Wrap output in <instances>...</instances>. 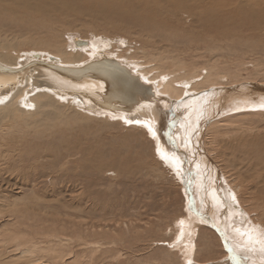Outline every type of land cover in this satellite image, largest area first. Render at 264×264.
<instances>
[{"label": "rangeland", "instance_id": "rangeland-1", "mask_svg": "<svg viewBox=\"0 0 264 264\" xmlns=\"http://www.w3.org/2000/svg\"><path fill=\"white\" fill-rule=\"evenodd\" d=\"M240 2L249 7L252 4L250 8L260 12L259 20L255 19L259 26L251 30L229 27L225 37L215 35L214 30L204 31L208 35L203 37L197 33L201 32L199 28L191 31L183 21L171 28L145 26L149 21L131 18V7V14L119 17L108 7L103 11L100 7L77 5L63 14L56 13L46 23L32 21L23 33L14 34L12 28H23L13 18L9 24L0 20V34L10 40L16 36L14 44L23 49L35 48L29 41L46 39L51 43L60 40L71 50H81L78 41L94 40L91 47L102 50L110 46L108 53L137 63L142 71L156 69L154 76L160 73L156 64L162 62L165 68L174 62L184 67L172 74L175 76L188 71L202 76L199 70L205 74V70L213 69L214 75L222 72L217 74L228 78L226 83L264 85V0ZM235 33L238 37L233 38ZM51 109L44 110L48 115L40 120L46 117V121L38 127L11 125V121L0 117V247L13 242L11 249H0V264H185L178 221L188 214V199L184 184L159 155L154 137L124 122L89 120L66 108ZM206 134L202 140L204 152L210 151L215 159V177L220 181L223 173L233 187L243 179V188L248 190H238L241 205L234 197L231 200L243 211L249 225L264 226V206L248 196L251 188V192L257 189L253 186L254 169L263 171L262 165L253 166V160L264 163V114H244L212 124ZM242 135L254 138L256 143L238 145L236 140ZM247 150H252L251 154ZM242 152L247 154L243 156ZM244 158L248 159L244 160L246 165L250 161V167L235 164ZM222 181L232 195L229 184ZM12 234L17 240L13 241ZM188 239L192 242V237ZM21 243L34 251V257L30 252L20 257ZM194 243L196 256L187 264L223 263L228 256L219 234L210 225L201 226ZM249 254L242 258L254 260ZM255 256L259 259L257 253Z\"/></svg>", "mask_w": 264, "mask_h": 264}, {"label": "bare ground", "instance_id": "bare-ground-1", "mask_svg": "<svg viewBox=\"0 0 264 264\" xmlns=\"http://www.w3.org/2000/svg\"><path fill=\"white\" fill-rule=\"evenodd\" d=\"M239 1L240 0H0V20H4L5 23L9 24L12 22L13 18L20 27L24 29L12 28L13 30L15 29L14 34H16V32L19 31V33L26 31L27 28L31 27L29 23L34 20H36L37 24L46 23L47 20H52L56 13L63 14L68 11L67 9L72 10L75 5L91 8L100 7L103 8V11L105 10L104 8L108 7L110 12L118 14L117 16L119 17H123L125 14H131V12L128 11V7H131L129 10L133 13L131 15H134L133 17L131 16V18L136 19V22L139 20L149 21L148 24H144L145 26L154 24L157 27L171 28V25L174 23L180 24L183 21L189 25L191 31H196L199 28L201 32H196L202 34L201 36L203 37L208 35V33L204 31L211 33L213 32L212 30L215 31V35L220 36L224 34L225 37L227 36L226 32L229 27L240 28V30H243L242 27H248L251 30L253 26H259V22L255 19L259 20L257 15L260 14V12L250 8L252 4H250L249 7L244 3H239ZM105 3H107V6ZM34 24L35 23H33V25ZM42 28L46 29V27ZM228 33H231V31ZM232 37H238V33H235ZM17 40L16 36L10 40L0 34V64L7 68L19 70V72L15 74H0L1 119H7L6 122L11 121V125L12 123H17L15 125H27L28 127L33 125L34 127H38L39 124L41 125L42 122L46 121V117L40 120L42 115L47 114L44 111L46 108H55V111L66 108L75 112L77 115L79 113L80 115L86 116L89 120L91 117L92 119H103V121L124 122L133 128H143L154 137L158 145L159 155L172 167L175 176L184 184V191L187 197L186 200L188 199L186 210L188 214L186 218L178 221L180 232L178 238L182 240V245H184V247H181V250L184 257L187 258L185 264L192 259V256H196L197 245L194 241L202 225H210L217 231L223 242L225 251L228 253L223 263L218 262L214 264H247V262L251 264L250 262L257 263L256 261H258V264H263V225H249V223L246 222L248 220L243 217V211L231 200L232 197H234L239 203L238 206L241 205L239 191L244 186L242 183L243 179L242 181L240 180L241 183L239 182L233 187L232 181H229L227 178L228 176L222 173L223 177H221L220 173V175L217 174L220 176L219 181L217 178L218 176L215 177V174L218 172L215 159L209 154L210 151L204 152L202 140H204V136L207 135L208 127L212 124L228 122L229 120L231 121L232 118L244 114L263 115L264 85L258 84L259 86L253 87L243 86L252 84L251 82L238 83L236 85L226 83V79L228 78H222L217 74L222 72L216 71L217 73L214 75L213 69L205 70V74H203V70H199L202 76H200V73L196 74L193 71H188L186 74H183V76L180 74L175 76L172 74H178L184 67L180 68L183 65H174V62L173 65L163 68V63L158 61L157 63L160 62V65L156 64L155 68L160 66V68H157V71L160 70V73L156 72L157 76H154V70L156 69L149 68L146 71H142V67L137 65V63L135 64L119 59L118 55L108 53V48L110 49V46L105 45L102 47V50H100L99 47H91V42L94 40H82L80 43L78 42V46H83L81 50H76L74 48L71 50L70 47H65L64 42L60 40H55L51 43V40L46 41V39L45 41L34 43L29 41L35 48L23 49L14 44L15 42L17 43ZM99 44L102 43L100 42ZM99 51H101V53L104 52L108 57L120 60V62L122 61L121 63L134 74L150 84L154 88L158 100L153 103H143L131 113L127 111L124 105L120 104L115 105L119 110L115 113H110L109 111L102 112L95 106L90 105L95 110L93 111L88 108L89 103L84 95L89 94L98 99V97L94 95L98 87H100L98 83L92 82L91 80L78 83L70 82L52 73L47 67L48 65L51 66L52 63L60 66H81L102 57ZM37 54H40L42 57H36ZM51 58L54 60H51ZM42 61L48 63V65L42 63ZM134 64L136 66H134ZM148 74L152 75L149 76ZM164 74H166V76ZM199 76L201 77L200 79H198ZM181 79L187 80L188 82H184L185 84L178 83L177 81ZM192 79H196V81H190ZM225 80L226 82H224ZM221 81L224 83H221ZM240 86H242L243 89L239 88ZM244 90H247L248 93H245L246 91L243 92ZM254 91L257 92L258 95L261 94L263 96H250L249 93ZM213 108H215L214 111ZM172 109H175L176 113L180 114L173 113V111H171ZM239 111H242V113ZM0 131L2 132V130ZM251 138L242 135L236 141L240 146L256 143L254 138ZM233 147L234 145L230 148ZM235 147L237 146L235 145ZM257 147L259 146H256V148ZM252 150H247V153L251 154ZM243 152V156L247 154ZM262 153H264V151ZM250 157L253 156L250 155ZM259 158H261V155ZM245 159L247 158L243 160L239 159L235 161V164L238 165V167L241 166V168L250 167V161H248L246 165L244 163ZM253 162L254 167L262 165L263 171L259 168L254 169L256 171V176L254 177L255 183L253 186H256L257 189L255 192H251V188L248 196L251 200H258L257 202L263 207L264 163L260 160H253ZM222 180L229 184L233 196L230 195V190L228 191L223 185L224 183L222 184ZM248 180L245 178V181L251 182ZM243 189L248 190L246 187ZM243 191L245 192V190ZM3 205L5 206V204ZM262 210H264V208ZM262 214L264 215V212H262ZM250 219L255 223L251 217ZM239 229L243 232H240ZM258 234L260 236H258ZM189 237H192V242L188 239ZM12 239L13 241L17 240V238H13V234ZM12 243L13 242L6 246H4V244L0 249L4 247L11 249ZM190 243L192 244L190 245ZM18 247L20 254H22L20 257H24L29 252L34 257V251L30 249V247L25 248L23 243ZM1 252L2 251H0V253ZM255 252L260 260H256ZM246 253L247 255L248 253H250L249 255L252 254L254 260L251 259L247 261L246 258H242V255H244L243 257L247 256L245 255ZM240 258L243 259V262Z\"/></svg>", "mask_w": 264, "mask_h": 264}, {"label": "water", "instance_id": "water-1", "mask_svg": "<svg viewBox=\"0 0 264 264\" xmlns=\"http://www.w3.org/2000/svg\"><path fill=\"white\" fill-rule=\"evenodd\" d=\"M78 42L80 43V41ZM99 52L101 53V51ZM102 53V57H99L98 60L90 61L89 63L77 67L60 66L54 63L50 66L43 61L42 63L48 65L47 67L49 71H52V73L59 75L70 82L78 83L84 82L85 80H91L92 82L98 83L100 87H98L94 94L98 99L89 94L84 95L89 103L88 108L93 111L95 110L90 105L95 106L102 112L109 111L110 113H115L119 111L115 105L120 104L124 105L127 111L131 113L143 103H153L158 100L156 92L150 84L134 74L129 68L121 63L122 61L120 62V60L108 57L104 52ZM36 57L40 58L42 56L37 54ZM51 60L54 59L51 58ZM18 72V69L7 68L0 64V74H15ZM243 86L257 87L259 85L249 84ZM239 88L243 89L242 86ZM255 93L257 94V92ZM260 95L261 94L257 97L263 96ZM171 111L176 113L175 109H172Z\"/></svg>", "mask_w": 264, "mask_h": 264}]
</instances>
